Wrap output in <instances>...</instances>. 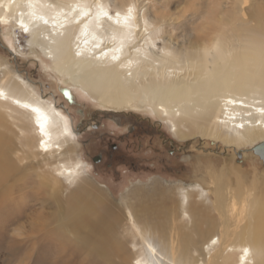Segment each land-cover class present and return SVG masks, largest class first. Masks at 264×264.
<instances>
[{
  "label": "bare ground",
  "instance_id": "1",
  "mask_svg": "<svg viewBox=\"0 0 264 264\" xmlns=\"http://www.w3.org/2000/svg\"><path fill=\"white\" fill-rule=\"evenodd\" d=\"M117 1L111 7L107 0H0V24L26 35L30 50L42 49L49 56L54 76L62 75L101 107L146 106L178 139L199 135L249 149L264 142V35L233 48L218 32L208 39L195 38L182 52L173 51L156 43L160 25L140 16L137 0ZM166 15L157 12L155 20L160 23ZM240 32L249 34L246 29ZM0 70V108L11 107L28 117V123L17 125L24 132V145L52 158H41L39 164L40 168L50 164L53 172L38 175L54 199L53 217L60 231H72L82 243H93L104 259L123 252V243L113 233L122 212L101 190L88 186L87 173L78 166V149L72 147L71 137L75 141L76 136L67 117L34 86H21L11 76L4 78ZM223 180L224 173L207 167L194 181L174 185L175 197L164 187L158 189L152 203L138 204L136 213L142 224L157 231L173 225L177 215L183 222L179 227L188 229L184 220L190 219L195 237L191 232L182 236L189 239L191 249L201 250L207 244L209 256L203 264H264V181L248 185L237 180L230 187ZM226 185L232 208L237 204L241 214L246 210L238 227L225 212ZM208 192L212 209L203 205ZM142 224L133 221L132 228L152 257L138 254L134 264L155 260L158 264L159 252L145 239L149 230ZM80 231L87 233L81 237ZM90 232H97L94 240Z\"/></svg>",
  "mask_w": 264,
  "mask_h": 264
},
{
  "label": "rangeland",
  "instance_id": "2",
  "mask_svg": "<svg viewBox=\"0 0 264 264\" xmlns=\"http://www.w3.org/2000/svg\"><path fill=\"white\" fill-rule=\"evenodd\" d=\"M107 2L111 7L118 4L117 0ZM136 5L140 16L144 14L160 25L155 32L159 37L156 43L173 51L182 52L190 48L195 38L208 39L218 32L231 41L233 48L248 45L260 38V34L264 35V0H137ZM157 12L167 14L160 23L155 20ZM233 27L240 31L246 29L249 34L245 36L239 30H232ZM27 40L26 35L9 24H0L3 77L11 76L21 86L31 84L67 117L69 127L75 129L72 147L78 149V166L86 171L88 186L101 190L122 212L113 233L124 246L123 252L104 259L97 255L93 243H82L72 231H60L57 218L53 217L54 199L48 196V190L41 186L39 179L44 171L53 172L50 164L40 168L39 160L52 158L38 154L35 147L24 145V132H20L17 125L28 123V117L3 106L0 108L3 113L0 123V264H134L138 254L152 257L146 242H142L132 228L133 221L142 224L136 207L153 201L158 189L164 187L172 196L174 185L194 181L207 167L213 168L216 174L224 173L226 181L223 182L230 187L237 180L248 185L252 180L264 181V164L249 148L227 146L199 135L178 139L165 120L136 103L123 109L101 107L97 100L84 94L78 86L73 87L62 75L54 76L49 56L42 49L30 50ZM1 74L0 70V78ZM61 89L70 90V101L63 97ZM95 122L97 127L92 131L89 127ZM28 132L33 135L32 130ZM97 156L101 158L94 162ZM227 189H230L227 185L223 187L227 198L225 212L233 227H238L246 210L241 214L239 205L232 208ZM211 198L208 192L203 205L212 209ZM126 205L132 211L133 220L129 219ZM184 221L188 229L179 227L183 222L178 215L172 218L174 224L169 223L171 226L163 230L142 224L149 230L144 232L145 239L159 252L158 264L207 262V244L201 250L191 249L187 245L189 239H183V233L191 232L195 237L190 228L191 220ZM86 233L80 231L78 235L84 237ZM90 234L94 240L97 232Z\"/></svg>",
  "mask_w": 264,
  "mask_h": 264
},
{
  "label": "water",
  "instance_id": "3",
  "mask_svg": "<svg viewBox=\"0 0 264 264\" xmlns=\"http://www.w3.org/2000/svg\"><path fill=\"white\" fill-rule=\"evenodd\" d=\"M61 93L63 94V96L70 101V94L69 91L67 89H61ZM252 153H254L255 155H257L259 157V159L262 161V163L264 164V142H261L257 145H255L254 147L249 149Z\"/></svg>",
  "mask_w": 264,
  "mask_h": 264
},
{
  "label": "flooded vegetation",
  "instance_id": "4",
  "mask_svg": "<svg viewBox=\"0 0 264 264\" xmlns=\"http://www.w3.org/2000/svg\"><path fill=\"white\" fill-rule=\"evenodd\" d=\"M69 94L71 95V93L69 92ZM63 95V94H62ZM64 97V96H63ZM71 97V96H70ZM65 98V97H64ZM72 98V97H71ZM70 98V99H71ZM66 99V98H65ZM67 100V99H66ZM69 101V100H68ZM97 126H96V122L95 123H91V126L89 127L90 128V130H94L95 128H96ZM73 130L75 131V129L73 128ZM76 138V137H75ZM100 158H101V156H97V157H94V159H93V161L94 162H97V161H99L100 160ZM110 159H111V156H110Z\"/></svg>",
  "mask_w": 264,
  "mask_h": 264
}]
</instances>
